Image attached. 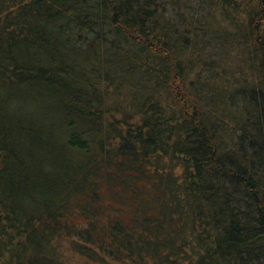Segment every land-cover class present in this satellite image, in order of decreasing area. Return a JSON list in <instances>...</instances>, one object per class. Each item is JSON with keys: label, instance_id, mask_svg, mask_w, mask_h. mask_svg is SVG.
Wrapping results in <instances>:
<instances>
[{"label": "trees", "instance_id": "1", "mask_svg": "<svg viewBox=\"0 0 264 264\" xmlns=\"http://www.w3.org/2000/svg\"><path fill=\"white\" fill-rule=\"evenodd\" d=\"M264 264V0H0V264Z\"/></svg>", "mask_w": 264, "mask_h": 264}, {"label": "rangeland", "instance_id": "2", "mask_svg": "<svg viewBox=\"0 0 264 264\" xmlns=\"http://www.w3.org/2000/svg\"><path fill=\"white\" fill-rule=\"evenodd\" d=\"M66 260L68 264H86L84 259L66 248Z\"/></svg>", "mask_w": 264, "mask_h": 264}]
</instances>
